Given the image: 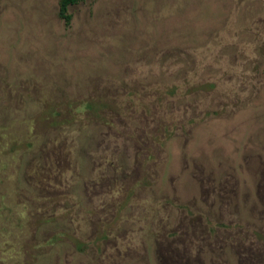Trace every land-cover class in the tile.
Here are the masks:
<instances>
[{
  "label": "rangeland",
  "instance_id": "374dc122",
  "mask_svg": "<svg viewBox=\"0 0 264 264\" xmlns=\"http://www.w3.org/2000/svg\"><path fill=\"white\" fill-rule=\"evenodd\" d=\"M0 0V264H264V0Z\"/></svg>",
  "mask_w": 264,
  "mask_h": 264
},
{
  "label": "trees",
  "instance_id": "16d2710c",
  "mask_svg": "<svg viewBox=\"0 0 264 264\" xmlns=\"http://www.w3.org/2000/svg\"><path fill=\"white\" fill-rule=\"evenodd\" d=\"M83 0H59V15L67 25L71 24L73 15L70 12V6L78 4Z\"/></svg>",
  "mask_w": 264,
  "mask_h": 264
}]
</instances>
